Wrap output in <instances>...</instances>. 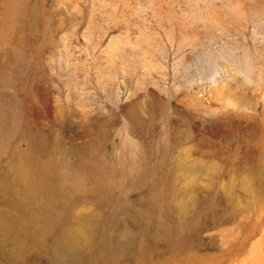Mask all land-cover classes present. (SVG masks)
I'll use <instances>...</instances> for the list:
<instances>
[{
    "label": "rangeland",
    "instance_id": "rangeland-1",
    "mask_svg": "<svg viewBox=\"0 0 264 264\" xmlns=\"http://www.w3.org/2000/svg\"><path fill=\"white\" fill-rule=\"evenodd\" d=\"M32 138L133 202L69 264H264V0H0V219L40 201ZM0 264L50 262L4 232Z\"/></svg>",
    "mask_w": 264,
    "mask_h": 264
},
{
    "label": "bare ground",
    "instance_id": "bare-ground-1",
    "mask_svg": "<svg viewBox=\"0 0 264 264\" xmlns=\"http://www.w3.org/2000/svg\"><path fill=\"white\" fill-rule=\"evenodd\" d=\"M85 152L76 169L65 157L61 160L45 154L42 158L40 146L32 138L24 159L41 184L40 201L30 207L31 212H20L25 208L20 206L17 214L4 215L0 233H12L23 248L39 245L50 264L91 262L96 254L108 261L114 251L120 250L125 242L117 237L118 225L133 202L115 190L113 168H105L100 147ZM131 166L128 179L134 183L144 172ZM89 204L96 206L90 209ZM17 254L21 258L23 251Z\"/></svg>",
    "mask_w": 264,
    "mask_h": 264
}]
</instances>
